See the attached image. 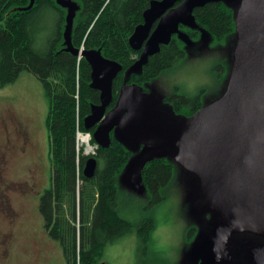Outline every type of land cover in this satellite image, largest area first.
I'll return each instance as SVG.
<instances>
[{"label": "trees", "instance_id": "obj_1", "mask_svg": "<svg viewBox=\"0 0 264 264\" xmlns=\"http://www.w3.org/2000/svg\"><path fill=\"white\" fill-rule=\"evenodd\" d=\"M71 1L77 5L70 30L77 54L66 48L67 9L57 0H33L32 4L31 0H0V86L28 72L42 83L48 98L50 176L39 198V212L47 235L60 243L65 263L101 264L108 245L133 233L140 240L138 264H149L142 251L155 228L151 211L165 198L176 169H183L168 156L151 157L141 168L138 185L122 177L130 157L142 145L118 129L110 132L109 146H98L94 154L78 148L76 132L92 135L83 120L99 102V92L91 86L89 62L79 51L96 50L122 64L113 99L124 76L131 82L148 81L149 86L169 68L177 52L165 45L147 66L135 65L128 39L142 22L150 0ZM215 12L214 7L206 9L208 15ZM89 156L97 160L92 178L82 171ZM125 180L132 183L125 185ZM123 212L134 219H126Z\"/></svg>", "mask_w": 264, "mask_h": 264}, {"label": "water", "instance_id": "obj_2", "mask_svg": "<svg viewBox=\"0 0 264 264\" xmlns=\"http://www.w3.org/2000/svg\"><path fill=\"white\" fill-rule=\"evenodd\" d=\"M151 0L128 39L130 48L158 51L180 21L192 9L209 0ZM31 0L30 4H32ZM67 9L64 39L67 50L77 54L70 40L77 5L57 0ZM156 28L149 35L153 22ZM236 44L224 93L195 113L175 120L153 107L135 106L139 89L123 85L112 108L113 80L120 63L98 51L85 50L91 67V86L100 91V102L84 118L86 130L95 127L97 146L108 147L110 132L118 129L125 137L142 145L131 168L140 177L151 157H170L197 180L202 205L216 210L226 233H249L264 238V0H241L235 19ZM148 159H145V158ZM97 160L89 156L83 165L86 178L94 176ZM102 264V263H101Z\"/></svg>", "mask_w": 264, "mask_h": 264}, {"label": "rangeland", "instance_id": "obj_3", "mask_svg": "<svg viewBox=\"0 0 264 264\" xmlns=\"http://www.w3.org/2000/svg\"><path fill=\"white\" fill-rule=\"evenodd\" d=\"M216 56L215 53L207 52L202 57L204 68L207 71L206 78L204 77L205 82L201 87L211 95H216L220 88L214 74L208 70L211 61ZM194 81L193 68L177 67L166 71L155 80L152 86L154 99H151L152 93H150L149 99L138 100L135 106L161 107L162 99L169 96L175 87L192 94L196 90ZM48 106V98L42 83L28 72H22L12 83L0 86V148L5 142V133L1 124L8 123L10 116L17 121L19 128L22 131L25 130L29 139L33 141V146L24 154L15 152L11 166L5 174V180L10 182L16 191L3 192L0 188V211L12 208L18 209L20 214L16 224L19 236H15L13 245L19 264H34L36 258L29 253L25 255L23 253L24 246L27 245L33 250L40 249L36 236L40 235L37 233L41 231V227L45 230L39 212V198L42 191L49 186L50 176L46 128ZM8 129L11 142L18 145L19 139L12 132L10 125H8ZM86 136L90 138L91 146V150L87 154H94L97 144L92 142L90 133L78 130L76 132L77 146L86 154ZM136 158L137 155L130 157L127 170H124L122 177H127L128 180L133 179L134 183L138 185L140 183L138 174L136 180L131 176V168L134 166ZM33 164L35 170L33 169L32 175H30L29 168L33 167ZM127 182L132 183L125 180V185H128ZM33 183L34 188H30ZM210 210L203 211L196 178L180 168L176 169L172 181L166 188L165 198L151 211L155 228L148 238V245L142 251L146 256L145 261L149 264H177L179 259L186 261L192 257L204 243L209 241L213 233L214 236L221 231L219 224L221 221L217 211ZM122 215L128 220L134 219V216L127 212H123ZM0 226L8 227L5 223H0ZM187 228H192L189 236H186ZM233 235L230 247H226L224 250H222L223 247L218 249L216 254L221 250L222 252L216 257L215 264H264V238L253 239L255 236L249 233ZM47 237L46 244L41 248L44 264H66L60 243L48 235ZM179 238L186 239L185 245L182 244L180 248L173 247L174 241ZM139 249L140 240L135 234L128 233L105 248L102 264H138L141 256ZM212 256V260H214L215 253ZM4 260L0 251V264H7Z\"/></svg>", "mask_w": 264, "mask_h": 264}, {"label": "flooded vegetation", "instance_id": "obj_4", "mask_svg": "<svg viewBox=\"0 0 264 264\" xmlns=\"http://www.w3.org/2000/svg\"><path fill=\"white\" fill-rule=\"evenodd\" d=\"M183 1L184 0L176 1L171 8H175L179 6ZM240 1L241 0H209L201 5L195 6L192 9L190 17L187 20L180 21L175 31L170 34L168 41L166 43H160L158 47V51L152 54H146L144 51L146 41H144V43L139 49L134 50L129 46V48L134 52L132 58L135 60V65L137 67L147 66L149 64L150 59L158 52H160V50L163 49L165 45H167V46H172L170 48L175 49V51L177 52L176 56L171 60V63L169 64V68L166 70L167 72L177 67H183V68L187 67L194 69V73H195L194 86L196 90L192 94H188L180 90L179 87H175L174 91H171V94L169 96L164 97L162 99L160 103L161 107H153V106H147V107L158 108L172 117L181 118L195 113L199 108L215 101L224 93L233 62V51L236 44L235 19ZM148 6L146 8H148ZM208 7H214L216 10L215 14L208 15L206 13V9ZM141 23H143V13H142ZM157 24H158V19H156L153 22L149 31V35L156 28ZM85 50H89V49H85ZM85 50L79 51L81 56H82L81 52ZM207 52L215 53L217 55L211 61L208 69L210 70L211 74H214L215 79L218 81L220 85V88L216 93V95L214 94L211 95L210 93H207L205 88L201 87L205 82L204 77L206 78V71H207L206 68H204L202 57ZM120 65H121V70L118 72V74L113 80L112 90L114 88L117 78L119 77L122 71V64L120 63ZM151 65H153V63H151ZM90 71H91V67H90ZM164 72L160 73L155 79H153L150 85L149 86L147 85L148 88H146L147 86L145 85V83H147L148 81H141V83H138L136 81L131 82L130 78L124 76L121 85L117 89L116 98L113 99V93H112V101L110 102L106 111L112 108L113 105L115 104L119 90L123 85H131L139 89V95L138 97L136 96L135 98L136 99L135 105L138 100L143 101L145 99H149L148 97L150 96V93H152V96H150L151 99H154L152 86L155 80ZM141 73L142 71L138 72L136 75H140ZM97 91L99 92V97H100V91L99 90ZM208 97L210 98L207 100ZM99 102L96 104H99ZM8 125L11 126L12 132H14L16 137L19 139L18 145H15V143L11 142V139L9 137L10 132L8 129ZM1 126L5 133V142L4 145L0 148V188L3 192L9 190L16 191L15 188L11 186L10 182L5 180L6 178L5 174L8 168L11 166V160H13L14 155L16 153L24 154L29 148H31V146H33V141L29 139L25 130L22 131L19 128V124L12 116L9 117L8 123H2ZM94 128L95 127L90 129L91 132H93ZM33 169H34V164L33 167L29 168V171L31 173L30 175H32ZM34 186L35 185L33 183L30 186V188H34ZM20 192L25 193L24 191H20ZM202 207H203V211L210 210L207 207H204L203 205ZM18 212H19L18 209L14 210L12 208L9 210L5 208L0 211V223H5L8 226L7 228L4 226H0V251L2 254V258L5 259L4 261L7 264H9L10 262L11 264H19L16 259L15 251L13 249L15 236L16 235L19 236L18 228L16 225L20 218V214ZM219 224L221 231L218 234L213 236L214 234L213 233L210 236L209 241L204 243V245L197 253H195L192 257H189L186 261H181L179 259V262L177 264H211L212 261H213L212 264H215L216 257L218 256L219 253L222 252V250H224V248L230 247V245L232 244L231 237H233L234 236L233 234H235L233 232L226 233L227 231L226 227L223 226L221 222H219ZM190 229L192 228H187L186 236L187 235L189 236L191 234L192 231ZM37 234H40L36 236L37 243L40 246V249L33 250L29 246L25 245L24 246L25 250H23V253L25 255L28 253L30 255H33V257L36 258L34 264H44V261L42 260L43 255L41 248L44 244H46V240L48 237L46 235V230H44L42 227H41V231L38 232ZM235 235L237 236L239 234H235ZM184 238L187 239V237ZM186 239L179 238L177 241H174L173 247L177 246L180 248L182 244L185 245ZM253 239L259 240L260 238L253 237ZM208 245L211 246L207 247ZM203 247L206 248L204 249ZM221 247H223V249L218 254H216L219 251L218 249H220ZM202 249L204 250L201 251ZM213 253H215L214 260H212ZM198 260L199 262L197 263Z\"/></svg>", "mask_w": 264, "mask_h": 264}, {"label": "bare ground", "instance_id": "obj_5", "mask_svg": "<svg viewBox=\"0 0 264 264\" xmlns=\"http://www.w3.org/2000/svg\"><path fill=\"white\" fill-rule=\"evenodd\" d=\"M85 141L87 144V148H86V153H88L91 150V146H90V138L88 136L85 137Z\"/></svg>", "mask_w": 264, "mask_h": 264}]
</instances>
